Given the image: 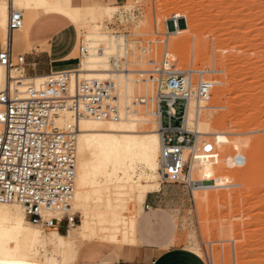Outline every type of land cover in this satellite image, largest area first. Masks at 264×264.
I'll return each instance as SVG.
<instances>
[{
  "label": "rangeland",
  "instance_id": "374dc122",
  "mask_svg": "<svg viewBox=\"0 0 264 264\" xmlns=\"http://www.w3.org/2000/svg\"><path fill=\"white\" fill-rule=\"evenodd\" d=\"M7 4L9 6V2ZM14 8L24 10L17 4ZM174 17L179 19V28L185 31L178 37L171 35L175 31L171 22ZM71 27L77 45L68 58L74 64L71 68L76 69L74 72L88 69L84 64L86 56H80L82 45L91 49L87 55L95 54L107 45H96L93 41L111 39L114 49L109 45L110 49L103 52L114 54L116 59L109 66L97 67L99 70L117 71L118 74L130 70L134 71L129 74L130 78L143 81L149 79L148 73L140 77L137 71L151 70L152 64L161 62L168 52V57L178 62L179 69L206 72L204 78L215 83L211 100L200 110L199 124L201 128H213L212 132L220 135L198 138L194 102L189 113L188 128L195 132L191 139L199 142L195 154L207 160V165L198 171V180L189 181L193 175L189 159L179 183H164L158 172V158L156 173L136 180L141 196L128 202L119 221L124 225L133 215H138V221L149 212L148 205L162 210L170 220L172 238L166 248H183L202 259L204 264H212L213 259H216L214 264H264V0H122L120 4L105 5L103 9L88 12ZM71 38L72 34H66L67 42ZM168 38L176 39L180 45L166 50ZM21 45L23 41L13 39L14 50ZM194 51L199 54L196 61L192 58ZM134 59L141 62L134 63ZM19 71L20 79L15 83L18 85L28 84L26 87H29L36 82L30 80L46 78V75L28 78L26 71L22 72L23 67ZM35 86L40 87L39 84ZM142 87L135 95L136 103L145 96L154 100L156 89L153 84L148 82L146 86L143 81ZM183 107L181 102L177 106L178 112ZM146 110L150 114L148 117L157 119V115L152 116L158 110L155 101H148ZM164 124L167 125L166 118ZM151 126L149 123L137 124L133 128L119 129L132 134L106 136L113 143L118 138L122 142L132 140L137 146ZM154 127L151 131L156 130L157 134L160 128ZM205 144H213L214 152L204 153ZM237 154L247 160L242 168L234 167L231 162ZM154 189L158 191L149 193ZM72 212L77 215L75 230H78L86 219L79 211ZM53 216L63 217L56 213ZM114 216L112 212L101 219L95 217L94 212L90 213V235L82 236L90 242L79 240L77 250L92 242L117 243L114 246L121 247L126 233L112 225V221L117 220ZM28 223L46 236L55 230L40 229L29 220ZM55 259L51 264H64L61 255Z\"/></svg>",
  "mask_w": 264,
  "mask_h": 264
},
{
  "label": "built area",
  "instance_id": "2783aa9c",
  "mask_svg": "<svg viewBox=\"0 0 264 264\" xmlns=\"http://www.w3.org/2000/svg\"><path fill=\"white\" fill-rule=\"evenodd\" d=\"M171 22L176 30L179 19L174 17ZM8 27L11 39L5 49L0 44V66L9 71L24 69L26 56L14 53L12 40L14 32L24 27V14L13 3ZM79 52L81 57L86 56L88 46L82 45ZM152 65L148 78L156 89L155 99L141 101L157 103L162 135L159 173L164 183L175 184L187 168L183 147L196 142L191 139L194 133L184 128L189 104L192 101L198 110L204 109L215 83L204 78L206 72L179 69L168 53ZM74 70L52 72L40 87L31 85L25 92L13 89L11 84L0 92V205L22 206L26 218L43 230L59 231L63 226L68 231L78 223L71 204L76 192L80 121H119L111 80L85 79ZM181 102L184 107L178 112ZM67 115L71 121L61 125ZM203 151L213 153V144H205ZM231 162L242 168L247 160L237 154ZM51 213L63 217H52Z\"/></svg>",
  "mask_w": 264,
  "mask_h": 264
},
{
  "label": "bare ground",
  "instance_id": "6f19581e",
  "mask_svg": "<svg viewBox=\"0 0 264 264\" xmlns=\"http://www.w3.org/2000/svg\"><path fill=\"white\" fill-rule=\"evenodd\" d=\"M7 3L4 1L0 3V44L2 47L9 45L8 43L11 33L8 27V15L10 13L12 3L13 7L17 4L24 8V10H20V12L24 14L25 27L23 28V32L26 34L29 33L30 28L38 19L47 14H62L61 16H68L74 23H77L81 16H85L88 12H95L101 9V5L91 4L76 10H69L63 7V0H12L11 3L9 2V6ZM184 33V30L177 28L171 35L178 37ZM93 36H96V34ZM102 43H106L107 45L105 48L103 47L104 49L102 52L98 50L97 53L86 55V57H84V64L88 69L77 73L85 79H97L102 81H110L112 79V102L119 109V121H97L90 118L82 119L83 121L81 120L82 123L79 124L80 130L77 137L76 192L71 208L72 211L77 210L82 213L86 219L83 224L79 226L82 236H88L90 233V213L94 212L95 217L105 219L108 214L113 212L115 215L114 218H117V220L112 221V225L122 229V231L126 233V236L123 237V242L127 243L132 241L131 238L133 237L135 231V220L137 215L130 217L124 225L119 220L123 211L126 210L128 202H134L137 197L141 196L138 194L139 186L136 180L143 176L152 177L158 169V158L160 157L162 135L160 129L157 134L155 132L156 130H151L155 128L154 125L161 128V116L158 111H154L152 116L157 115V119L154 120L148 117L150 115L146 110V108L148 109V101L146 100L142 102L141 99L144 98H140V100L136 103L135 100L136 93L138 92L139 94V91L141 92L143 89V81L147 86L149 79H144L143 81L132 79L129 77V74L134 71L130 70L119 71L121 74H118L117 71L97 69L99 66H109L112 64L113 60L116 59L114 54L112 55L110 53L103 52L110 49L109 45L114 49L115 46H111L113 44V40L108 39L93 41V44L96 45ZM165 44L166 50H172L173 48L175 49L179 46L180 42L176 41V39L173 40L168 38ZM95 48L96 47H94L93 50H96ZM90 50L91 49L89 48V52ZM198 57V52L194 51L192 57L193 60L196 61ZM218 60H221V58ZM133 62L140 63L141 60L134 59ZM127 65H130V62L127 63ZM18 70L15 69L9 71L4 67H0V92L3 91L9 84L14 85L12 87L21 92L26 91V86L28 84H15L17 83V79H20L18 75L21 73L20 71L18 72ZM149 71L150 70H140L137 72L140 77H144L145 73H148ZM140 73L144 74L142 75ZM121 75L124 76L121 77ZM44 79L34 78V80L30 81H36L32 83L35 85L39 84V86H41L44 83ZM222 97L220 98L222 99ZM191 105L192 101L189 104L186 114V123L184 128L187 129H189L188 125H190L189 113ZM203 107L205 108L204 105ZM200 112L201 111L196 108L197 114L194 122L197 125L196 134L198 135V138L201 136L207 137L210 135H220L219 133L212 132L213 128L200 127ZM69 121H71V116L67 115L65 120L60 121V124L64 125ZM147 123L153 125V127L151 126L152 129L149 132H144V136L137 146L133 145L131 142L132 140L122 142L118 140V138H116V142L113 143V140L106 136L107 134H132L130 132L120 131L119 129L125 127L133 128L137 124ZM190 132L195 134V132L191 130ZM198 144L199 142L197 140L196 145L194 144L195 147H183L186 161L188 162L189 159L191 161V170L193 171V175L189 178L190 182L197 181L199 178L198 171L200 168L207 165V160L195 154L196 151H198ZM225 155L226 153L223 154V156ZM154 191L156 190H151L149 193ZM200 197L199 199H202ZM15 205H0V258L12 260L13 264H37L30 263L29 261L27 262V258L29 257L28 254L31 252L36 254L41 253L46 242H52V238L48 240L35 228L27 227L25 222L28 220L23 207L20 205L18 206V204ZM106 222L111 224V221L109 220H106ZM74 227L75 226L72 225L70 228ZM72 231L74 230H70V236L73 233ZM59 240L60 243H62L63 240ZM7 243L8 246L9 244L14 243L15 248H7ZM215 261L216 259H213L212 264H214Z\"/></svg>",
  "mask_w": 264,
  "mask_h": 264
},
{
  "label": "crops",
  "instance_id": "0c3cea01",
  "mask_svg": "<svg viewBox=\"0 0 264 264\" xmlns=\"http://www.w3.org/2000/svg\"><path fill=\"white\" fill-rule=\"evenodd\" d=\"M1 2L3 1L0 0ZM120 3L122 0H63V7L76 10L93 4L101 5L100 8L103 9L105 5L113 6ZM61 15L58 13L44 15L32 25L28 34L23 31L13 34L12 40L23 41V45L13 51L26 56V68L24 67L23 72L26 71L30 76L28 78L73 70L71 68L74 64L68 57L77 45L75 32L70 31L74 22L70 17ZM68 33L72 34L70 42L66 41ZM41 48L45 49L42 53H38ZM43 60L49 62L44 63ZM51 216L54 217L53 214ZM137 218L138 215L132 241L122 243L121 247L114 246L117 243L92 242L78 251L76 245L79 240L83 242H90V240H84L80 230H75L76 226L69 231L60 226L59 231L54 230L51 235H44L48 240L52 238V242L47 241L41 253H29L27 262L32 259L34 261H29L30 263L51 264L52 260H56L55 258L61 255L64 264H204L202 259L183 248H166L172 238V226L168 216L162 210L149 206V212H146L138 221ZM25 225L33 228L28 221ZM71 229L74 232L70 236ZM59 239L63 240L62 243ZM13 244L11 243L8 247L13 248ZM0 264L13 263L0 260Z\"/></svg>",
  "mask_w": 264,
  "mask_h": 264
}]
</instances>
